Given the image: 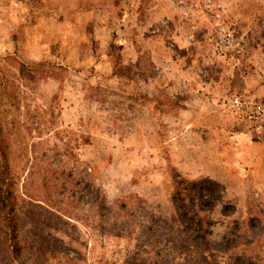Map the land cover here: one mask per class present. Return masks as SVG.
Instances as JSON below:
<instances>
[{"label":"rangeland","instance_id":"rangeland-1","mask_svg":"<svg viewBox=\"0 0 264 264\" xmlns=\"http://www.w3.org/2000/svg\"><path fill=\"white\" fill-rule=\"evenodd\" d=\"M70 168L118 206L55 196ZM10 169L73 216L0 208V264H264V0H0ZM177 175L220 185L198 210L207 261L176 226Z\"/></svg>","mask_w":264,"mask_h":264},{"label":"trees","instance_id":"trees-1","mask_svg":"<svg viewBox=\"0 0 264 264\" xmlns=\"http://www.w3.org/2000/svg\"><path fill=\"white\" fill-rule=\"evenodd\" d=\"M71 168L67 173L65 171L55 172V175L52 177L53 181H59L53 185V192L55 196L63 195V193L72 185L75 186L82 196L88 194L90 197V189H93V192H96L95 195L92 193L93 199L99 201V207L102 211H108L110 205L116 204L117 202H113L107 204L106 196L99 191V188H94V186L90 185L88 182L83 180L74 179L72 176ZM27 181L23 183L21 189L18 191L15 188L14 175L11 172V169L7 172L6 177H2V181L0 183V208L3 210L2 212L5 214V217H17V211L20 210V207L24 204H34L37 201L46 202L50 208L55 211H59L61 215L65 217H72L70 211L65 209L64 207H59L58 201L53 199L49 194H44L41 191L30 190L29 186L30 181L26 178ZM174 188L171 194V203L173 208L175 209L178 219V224H176L177 228L182 226L183 229L188 228L193 231L195 234L192 237L197 243L192 245L194 249L199 250L198 256L205 261H207L212 255L207 252L206 249L202 248L201 245H204L203 242L206 241L204 234H202L204 217H199L198 210L207 209L213 207L214 203L219 200L222 196V192L220 191V185L217 181L207 177H201L199 179H186L177 175L173 181ZM57 186V187H56ZM44 198V200H42ZM117 205V204H116ZM118 206V205H117ZM196 207V208H194ZM196 209V210H195ZM5 220V219H4ZM7 221L4 222L6 229ZM125 228V225L122 224L119 226V229ZM10 237H5L7 240L13 239L14 242L18 241V236L16 231L12 234H8V231L4 232ZM222 245V244H221ZM225 249V247H223ZM193 252V251H192ZM180 254L188 255L184 250H179ZM234 259H238L234 257ZM238 260H244L238 259ZM142 261V260H141ZM236 264V263H235Z\"/></svg>","mask_w":264,"mask_h":264}]
</instances>
